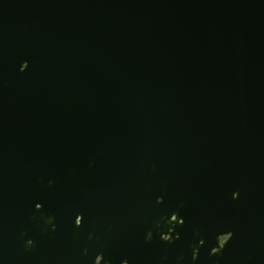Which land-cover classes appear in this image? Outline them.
<instances>
[{
	"label": "water",
	"instance_id": "95a60500",
	"mask_svg": "<svg viewBox=\"0 0 264 264\" xmlns=\"http://www.w3.org/2000/svg\"><path fill=\"white\" fill-rule=\"evenodd\" d=\"M0 264H264V0H0Z\"/></svg>",
	"mask_w": 264,
	"mask_h": 264
}]
</instances>
